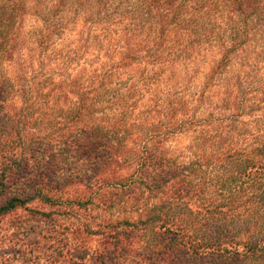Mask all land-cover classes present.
Listing matches in <instances>:
<instances>
[{
  "label": "trees",
  "instance_id": "trees-1",
  "mask_svg": "<svg viewBox=\"0 0 264 264\" xmlns=\"http://www.w3.org/2000/svg\"><path fill=\"white\" fill-rule=\"evenodd\" d=\"M83 1L88 4L82 11L72 9L73 0H0V64L13 59L27 15H38L49 31L50 18L69 10L77 37L116 18V35L128 31L149 41L152 36L144 32L148 23L146 29L155 27L158 47L174 33L173 44L215 49L220 60L212 74L256 42L259 47L251 58L245 57L237 68L245 81L250 78L249 84L257 85L254 93L227 89L229 100L239 104L251 94L263 99L264 0H117L122 7L113 10L109 2L114 0H94V5ZM128 21L133 29L122 25ZM55 30L51 34L62 32ZM144 51L146 65L171 63L163 52L157 58L151 48ZM126 58L122 55L119 63ZM117 60L113 64L119 67ZM110 61L97 88L70 91L76 97L58 112L61 121L46 120L41 111L31 109L33 104L15 108L11 84L0 79V216L35 201L71 211L99 205L129 214L97 230L100 249L74 242L64 251L63 264H264V144L236 150L232 140L240 114L233 109L228 116L210 114L196 124L164 119L169 124H154L153 130L138 134L144 144L131 165L123 157L135 151L126 142L128 132L116 125L104 127L92 117L100 113L96 92L115 75ZM176 130L191 133L188 154L165 149ZM32 211L48 218L51 214ZM139 242L143 245L136 246Z\"/></svg>",
  "mask_w": 264,
  "mask_h": 264
},
{
  "label": "rangeland",
  "instance_id": "rangeland-1",
  "mask_svg": "<svg viewBox=\"0 0 264 264\" xmlns=\"http://www.w3.org/2000/svg\"><path fill=\"white\" fill-rule=\"evenodd\" d=\"M90 3L95 4L94 0ZM109 3L110 10L115 6L122 7L117 0ZM86 4L87 1L73 0L71 7L73 10L79 7L83 11L87 8ZM68 12L65 10L50 18L47 25L49 31L38 15L26 16L18 32V46L13 59L0 64V79L8 80L11 84V104L15 108L23 109L25 104H33L30 107L34 111H41L42 115L40 113L39 116L46 120L61 121L62 116L58 112L74 99L75 93L70 91L77 89L78 92H86L90 87L97 88L99 78L103 77L106 68H110L108 61L111 60L115 75L100 85L101 93L96 92L99 99L96 107L100 113L92 117L95 122L101 119L100 123L104 127L116 125L124 130L123 133L128 132L130 138L126 142L129 147H135V151L123 157H126V161L131 159V165L135 163V152L144 144L138 137L141 131L153 130L154 124L161 127L169 124L166 121L168 119L176 125L181 119L196 124L210 114L211 118L228 116L231 109L240 114V124L234 130L236 138L232 140L236 150L240 147L248 148V145L254 143L264 144V97L256 100L260 98L259 94H251V97L247 95L248 100L239 104L238 100H229L227 89L229 87L254 93L257 85L253 81L249 84L250 78L245 81V74L238 73L237 68L245 57L251 58L252 52L259 47L258 43H251V47H246L235 56L226 68L221 67L212 74L220 60V54L215 49L197 50L173 44L174 33L167 34L161 47H158L159 40L153 34L155 27L146 29L148 23L143 30L145 35L152 36L149 41L148 38H134L128 31L119 32L118 39L116 31L120 30V20L116 18L106 20L109 23L97 25L90 35L77 37V28L68 18ZM80 23L78 19L77 24ZM122 25L134 28L128 26L132 25L131 21ZM53 27L55 32H62L51 34ZM139 39L144 41L145 46ZM145 47L151 48L157 58L163 52L164 59L171 63L163 66H152L151 63L146 65L141 57ZM122 55L127 56L123 60L124 64L119 63ZM115 59H118L119 67L113 64ZM263 73L260 70L259 75L262 77ZM91 77H95L93 83L89 82ZM72 79H76V82ZM238 106H242L241 109ZM170 111L176 116L170 114ZM168 137L165 149L188 154L187 147L192 137L189 131L184 133L176 130L175 134ZM133 168H126L124 172L129 173ZM208 178L211 183L210 176ZM33 209L50 211V217L35 214ZM120 210H106L94 205L87 210L73 208L71 211L35 201L27 207L1 215L0 264H63L66 257L64 251L74 242L80 241L90 249H100L97 230H104L103 225L129 215L120 213ZM33 225L36 227L30 231Z\"/></svg>",
  "mask_w": 264,
  "mask_h": 264
}]
</instances>
